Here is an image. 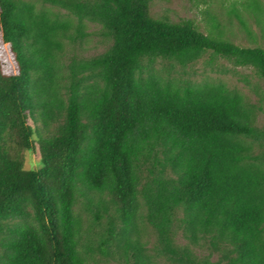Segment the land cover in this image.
Segmentation results:
<instances>
[{"label":"trees","instance_id":"obj_1","mask_svg":"<svg viewBox=\"0 0 264 264\" xmlns=\"http://www.w3.org/2000/svg\"><path fill=\"white\" fill-rule=\"evenodd\" d=\"M152 1L0 0V264H264V91L190 73L264 49Z\"/></svg>","mask_w":264,"mask_h":264},{"label":"rangeland","instance_id":"obj_2","mask_svg":"<svg viewBox=\"0 0 264 264\" xmlns=\"http://www.w3.org/2000/svg\"><path fill=\"white\" fill-rule=\"evenodd\" d=\"M153 0L150 6V15L155 19L167 18L170 22L178 23L183 20L194 22L200 32L207 35L210 26L219 35L222 34L225 40L241 48L264 49V12L257 0ZM216 19V20H215ZM211 24V25H210ZM220 28H219V25ZM220 29V30H219ZM99 27L88 24L87 32L91 35L84 43L75 46V51L83 57H91L102 53L105 44L98 36ZM70 49V48H69ZM220 70L225 68L229 72L212 73L204 67L201 61L196 64L190 72L194 74V80H203L206 77L214 78L225 82L230 88L239 90L252 103L258 101L259 95L263 94L264 82L260 81L249 69L234 70L225 61L219 60ZM245 77L249 84L245 83ZM262 111L257 115L256 125L264 127V101L261 103ZM24 168L37 169V155L31 151H25ZM149 241L152 236L147 233Z\"/></svg>","mask_w":264,"mask_h":264}]
</instances>
